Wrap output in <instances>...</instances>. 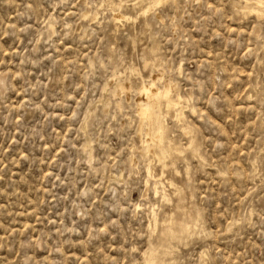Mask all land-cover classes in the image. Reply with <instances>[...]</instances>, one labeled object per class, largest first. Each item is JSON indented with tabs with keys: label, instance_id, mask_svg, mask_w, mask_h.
I'll use <instances>...</instances> for the list:
<instances>
[{
	"label": "rangeland",
	"instance_id": "obj_1",
	"mask_svg": "<svg viewBox=\"0 0 264 264\" xmlns=\"http://www.w3.org/2000/svg\"><path fill=\"white\" fill-rule=\"evenodd\" d=\"M136 1L0 0V264H264V17ZM136 69L183 96L160 161Z\"/></svg>",
	"mask_w": 264,
	"mask_h": 264
},
{
	"label": "bare ground",
	"instance_id": "obj_2",
	"mask_svg": "<svg viewBox=\"0 0 264 264\" xmlns=\"http://www.w3.org/2000/svg\"><path fill=\"white\" fill-rule=\"evenodd\" d=\"M108 1V0H107ZM123 1V0H122ZM135 1V0H134ZM138 1V0H137ZM136 1V2H137ZM143 3V5L140 7V9L138 10L139 11V14L141 15H146L145 12L147 11V14L151 11H154L158 6L162 5L166 0H141ZM176 1V0H175ZM245 2V5H244V9L245 11H247L248 13L250 14H254V15H257V18L261 16V13L264 12V10L262 9L260 3H259V0H243ZM114 2V1H113ZM113 2L111 4V6L113 5ZM118 2V1H117ZM121 2V1H120ZM133 2V1H132ZM238 3V2H237ZM237 3L235 4V6L237 5ZM120 4V3H119ZM152 4V5H158V6H153V7H149V5ZM244 4V3H243ZM118 5V4H117ZM110 6V7H111ZM113 7V6H112ZM111 7V8H112ZM134 8V7H132ZM137 8V7H135ZM241 9V7H240ZM243 9V8H242ZM235 10V9H234ZM137 11V10H136ZM238 12V11H237ZM240 12V11H239ZM244 13V12H243ZM85 14V13H84ZM89 14V13H88ZM127 14V13H126ZM124 13L120 11H114L113 12V18L115 20H127V19H132L133 16L131 15H126ZM131 14V13H130ZM245 14V13H244ZM87 15V14H86ZM96 15V14H95ZM244 16V15H243ZM85 17V16H84ZM87 17V16H86ZM85 17V18H86ZM262 18V16L260 17ZM117 21V22H118ZM115 23V22H114ZM116 24V23H115ZM152 49V47H151ZM155 49H153L154 51ZM156 51V50H155ZM152 53V52H151ZM154 53V52H153ZM155 54V53H154ZM153 55V54H152ZM157 56V54H156ZM159 56V55H158ZM148 57V56H147ZM145 58L143 59L144 61V65H148V64H153L154 66V62H151V60H149L148 58ZM154 58V57H153ZM162 61V60H161ZM143 65V66H144ZM160 65V64H159ZM162 66V65H160ZM156 67V66H155ZM159 67V66H158ZM163 67H161V72H163ZM128 69V68H127ZM152 70V69H151ZM157 70H159L157 68ZM179 70H181V68H179ZM115 72V71H114ZM133 73V71L131 72ZM157 74H154V73H149L148 76L144 77L142 75V73L136 69V74L138 75V77L140 78L139 82L137 83V85H134L135 87H133L130 82L129 83H126L124 81H120L122 79H119L118 81H116V88H115V91L113 92L114 95H118V96H125L127 100H129V94L131 91H133V93H135V98L134 100H132L134 103H133V106L135 108V111H136V116H138V120H139V129L137 128V130H140V132L142 133L141 135H143V144L140 145L141 149L143 148L144 151L146 152H149V153H155V155H157V157L154 155L155 158H158V160L160 161L159 158H161L160 156L163 154V152H166L164 151L166 148V145L165 143L168 144L169 147L173 146L174 143L171 142V140L169 139V137H165L164 136V133H165V128H166V123H165V117L168 115V112L170 111H175L173 113H175L174 116L175 118H177V120L180 119L181 115H183V105L181 104V101L183 100V96L176 92L175 95H172V92H173V88H174V85L172 80L170 79H166L164 78L163 76L165 75H161L160 72H156ZM116 74V73H115ZM127 74V73H126ZM125 74V75H126ZM135 74V75H136ZM123 75V74H122ZM134 75V74H133ZM120 76V75H118ZM115 77V76H113ZM123 77V76H121ZM128 78H126L127 80ZM114 80V79H112ZM117 80V79H116ZM131 81V80H130ZM176 82V81H175ZM176 90V88H175ZM179 91V90H178ZM180 92V91H179ZM112 93V94H113ZM191 95V94H190ZM111 97V96H110ZM188 97V96H187ZM110 99V98H109ZM187 99V98H185ZM117 100H119L117 98ZM110 101V100H109ZM130 101V100H129ZM186 101V100H185ZM188 102V101H187ZM119 103V102H118ZM117 103V104H118ZM116 104V103H115ZM121 104V103H119ZM120 105H118L119 107ZM185 106V105H184ZM121 107V106H120ZM119 107V108H120ZM188 107V105L186 106ZM194 108V107H193ZM192 108V110H193ZM194 113V112H193ZM185 117V116H183ZM182 121V119H181ZM186 122V121H185ZM179 123V121H178ZM183 123V122H182ZM187 123V122H186ZM188 124V123H187ZM179 125V124H178ZM182 125V124H181ZM189 125V124H188ZM184 126H186L184 124ZM181 127V126H180ZM183 128V127H182ZM85 129V128H84ZM187 130V129H186ZM139 132V133H140ZM87 134V132H85ZM187 133V132H186ZM85 134V135H86ZM88 136V135H87ZM189 136V135H188ZM86 137V136H85ZM89 139V138H88ZM87 139V141H88ZM142 140V139H141ZM90 141V140H89ZM191 141V140H190ZM193 141V140H192ZM174 142V141H173ZM85 143V142H84ZM87 143V142H86ZM89 144V142L87 143ZM191 144V143H190ZM90 145V144H89ZM177 145V143H176ZM138 147V145H137ZM176 147V146H175ZM174 147V148H175ZM190 147V146H189ZM136 149V147H134ZM165 148V149H164ZM172 148V149H174ZM171 150V149H170ZM139 151V150H138ZM182 150H180L181 152ZM175 152V151H174ZM193 152V151H192ZM144 153V152H143ZM166 153H169V152H166ZM178 153V152H177ZM194 153V152H193ZM148 154V153H147ZM172 154V153H171ZM167 155V154H166ZM145 156V155H143ZM146 157V156H145ZM133 158V156H132ZM147 158V157H146ZM151 158V157H150ZM165 158H168L167 156L164 157ZM152 160V159H151ZM156 160V159H155ZM132 163L134 162L133 159L131 160ZM149 161V160H148ZM154 161V159H153ZM166 161V160H165ZM130 162V161H129ZM131 163V164H132ZM148 163V162H147ZM166 163V162H165ZM173 163V162H172ZM158 164V163H157ZM162 164V163H161ZM133 165V164H132ZM131 165V166H132ZM148 165V164H147ZM151 165V161L149 163V167ZM164 166V165H163ZM162 166V167H163ZM149 167H147V171L148 173L150 172V169ZM166 167V166H165ZM165 167L164 168V171H165ZM160 168V167H159ZM168 168V167H166ZM152 170V169H151ZM178 171V170H176ZM154 172V171H153ZM161 171H159L160 173ZM158 173V174H159ZM163 173V172H162ZM177 173V172H176ZM164 175V174H162ZM156 176V175H155ZM162 177V176H161ZM118 178V177H117ZM153 178V177H152ZM157 178V177H156ZM147 179V178H146ZM149 179V177H148ZM161 179V178H160ZM156 181V180H155ZM163 181V179H162ZM165 181V180H164ZM158 182V181H157ZM168 182V181H167ZM166 182V183H167ZM160 183V182H159ZM165 183V182H164ZM162 183V185L164 184ZM170 183V182H169ZM161 185V186H162ZM170 185H172L170 183ZM165 186V185H164ZM167 186V185H166ZM155 190H157V186L155 185ZM160 187V186H159ZM173 187V186H172ZM166 188V187H165ZM177 188V187H176ZM161 190V189H160ZM161 192V191H160ZM163 193V191L161 192ZM166 195V194H165ZM169 198V197H168ZM153 212V211H152ZM154 213V212H153ZM156 216V214L154 213L153 216ZM152 216V217H153ZM169 218V217H168ZM172 218V217H171ZM164 219V218H163ZM154 221V220H153ZM188 221V220H187ZM190 221V220H189ZM194 221V220H193ZM193 221L192 224H193ZM156 222V220H155ZM154 222V223H155ZM173 222V221H172ZM196 222V221H195ZM157 223V222H156ZM168 223V222H167ZM171 223V222H170ZM164 224V223H163ZM172 224V223H171ZM170 224V226H171ZM179 223H177L178 225ZM190 224V223H189ZM190 224V226L192 225ZM195 224V223H194ZM165 225V224H164ZM175 225V223H174ZM180 225V224H179ZM178 225V226H179ZM183 226H185V224H181ZM187 225V223H186ZM155 226V225H154ZM168 227V226H167ZM192 227V226H191ZM163 228H166L165 226ZM188 228V227H187ZM180 229V228H179ZM162 226H161V231H162ZM173 230V229H172ZM175 230V229H174ZM185 230V229H184ZM188 230V229H187ZM185 230V231H187ZM164 231V230H163ZM167 231V229H166ZM170 231V229H169ZM184 231V232H185ZM181 232V231H180ZM170 233V232H169ZM163 234V233H161ZM173 234V233H172ZM171 234V235H172ZM183 234V233H182ZM185 234V233H184ZM170 235V237H171ZM178 235V234H176ZM175 235V236H176ZM166 236V235H165ZM179 236V235H178ZM177 236V237H178ZM167 237H169L167 235ZM181 237V236H180ZM162 238V237H161ZM172 238V237H171ZM163 239V238H162ZM173 239V238H172ZM176 239V238H175ZM179 239V238H178ZM170 240V239H169ZM174 240V239H173ZM162 241H166L165 238L164 240ZM171 241V240H170ZM169 242V241H167ZM165 246V245H164ZM163 247V246H162ZM160 247V248H162ZM166 247V246H165ZM172 247V246H171ZM151 248V247H150ZM170 248V247H169ZM168 248V249H169ZM152 249L151 248V252H152ZM166 249V248H165ZM154 250V249H153ZM150 252V253H151ZM163 252V251H162ZM171 252V251H170ZM147 253V252H146ZM164 253V252H163ZM166 253V252H165ZM152 255V254H151ZM156 255V254H155ZM154 256V255H153ZM149 257V256H147ZM157 257V255H156ZM154 257V258H156ZM146 258V257H145ZM158 259V257L156 258ZM150 260H152V258H150ZM145 261H148L147 259ZM144 261V262H145ZM154 261V260H153ZM146 263V262H145ZM149 264V261L147 262ZM152 263V262H151ZM154 264V263H153Z\"/></svg>",
	"mask_w": 264,
	"mask_h": 264
},
{
	"label": "snow or ice",
	"instance_id": "obj_3",
	"mask_svg": "<svg viewBox=\"0 0 264 264\" xmlns=\"http://www.w3.org/2000/svg\"><path fill=\"white\" fill-rule=\"evenodd\" d=\"M259 3L261 7L264 8V0H259ZM101 6L103 7V5ZM153 6H158V5H152V4L149 5V7H153ZM145 14H147V11L145 12ZM261 16L264 17V12L261 13Z\"/></svg>",
	"mask_w": 264,
	"mask_h": 264
}]
</instances>
